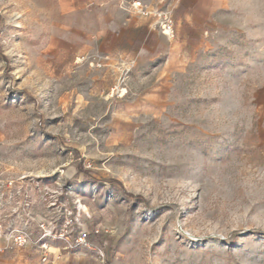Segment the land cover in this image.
<instances>
[{
  "label": "rangeland",
  "instance_id": "rangeland-1",
  "mask_svg": "<svg viewBox=\"0 0 264 264\" xmlns=\"http://www.w3.org/2000/svg\"><path fill=\"white\" fill-rule=\"evenodd\" d=\"M174 5L169 41L117 0H0L1 177L69 223L0 264H264V0Z\"/></svg>",
  "mask_w": 264,
  "mask_h": 264
},
{
  "label": "built area",
  "instance_id": "built-area-1",
  "mask_svg": "<svg viewBox=\"0 0 264 264\" xmlns=\"http://www.w3.org/2000/svg\"><path fill=\"white\" fill-rule=\"evenodd\" d=\"M168 1L153 0V4H150L143 0H117V3L119 9L127 14L152 20V27L160 35L173 41L176 37L175 21ZM1 176L0 173V239L17 248H26L34 243L42 253L47 250L50 242L56 238H64L69 224L67 222L65 229L57 237L54 223L46 216L40 217L32 225L26 220L32 214L31 207L39 206L44 199L42 192L48 188L41 178L21 176L16 180H4ZM8 214L12 219H7ZM79 234L82 238L86 236L85 233Z\"/></svg>",
  "mask_w": 264,
  "mask_h": 264
},
{
  "label": "crops",
  "instance_id": "crops-1",
  "mask_svg": "<svg viewBox=\"0 0 264 264\" xmlns=\"http://www.w3.org/2000/svg\"><path fill=\"white\" fill-rule=\"evenodd\" d=\"M104 1V0H98ZM144 2L153 4V0H143ZM175 4L172 8L176 9V13H179L181 16H185L187 11H191V9L195 8V0H169L168 5ZM144 21H146L144 19Z\"/></svg>",
  "mask_w": 264,
  "mask_h": 264
}]
</instances>
